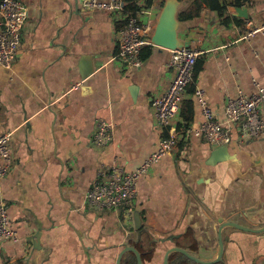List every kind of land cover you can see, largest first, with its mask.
Listing matches in <instances>:
<instances>
[{
  "label": "crops",
  "instance_id": "crops-1",
  "mask_svg": "<svg viewBox=\"0 0 264 264\" xmlns=\"http://www.w3.org/2000/svg\"><path fill=\"white\" fill-rule=\"evenodd\" d=\"M19 1L28 19L17 57L11 69L0 66V135H11L12 156L0 203L19 241L0 242V264H117L127 246L142 264H163L174 247L207 262L218 257L219 235L217 264H264V232L222 226L264 227V136L241 141L232 130L226 158L212 161L219 148L197 131L204 119L194 97L201 90L224 125L227 99L255 93L254 81L264 85V0L228 4L222 17L201 0L138 2L152 35L173 4L178 42L202 52L167 128L158 125L151 101L173 79L171 50L150 44L139 69L120 63L117 33L126 11L84 10L78 0ZM183 13L193 16L180 20ZM186 101L194 103L188 122ZM98 121L112 132L101 147L94 144ZM168 132L176 146L138 181L139 230L134 219L125 222L123 209L100 212L86 204L93 183L114 168L137 170ZM177 263L197 264L175 254L169 264ZM121 264H137L134 253Z\"/></svg>",
  "mask_w": 264,
  "mask_h": 264
},
{
  "label": "built area",
  "instance_id": "built-area-1",
  "mask_svg": "<svg viewBox=\"0 0 264 264\" xmlns=\"http://www.w3.org/2000/svg\"><path fill=\"white\" fill-rule=\"evenodd\" d=\"M84 10H103L123 12L125 0H78ZM28 19L26 5L19 0H0V66L11 69L17 57L21 32ZM152 26L143 22L140 15H127L123 26L118 30V54L116 59L124 66L139 69L142 65L141 51L151 44ZM254 32H250L252 34ZM201 51L192 47L171 50L167 66L173 71V79L166 92L151 101L157 123L167 128L180 113L182 101L188 86L194 80V69ZM255 93L247 96L241 93L229 98L225 105L226 122H218L208 107L203 92L197 89L194 97L198 102L203 122L197 129L211 146L220 148L232 142V130L241 141L259 139L264 136V119L261 115L264 104V85L254 81ZM112 140L110 126L98 121L94 134V144L105 146ZM10 134L0 135V179L6 177L12 165L10 153ZM177 138L168 132L159 141L157 151L153 153L137 170L125 172L114 168L98 179L85 195V202L97 211L123 209L125 222L133 220V204L136 198L138 181L158 161L169 154L176 146ZM18 242L19 237L9 227L7 207L0 203V242Z\"/></svg>",
  "mask_w": 264,
  "mask_h": 264
},
{
  "label": "water",
  "instance_id": "water-1",
  "mask_svg": "<svg viewBox=\"0 0 264 264\" xmlns=\"http://www.w3.org/2000/svg\"><path fill=\"white\" fill-rule=\"evenodd\" d=\"M237 13H239L240 16H245L247 17L246 11L241 10V9H236ZM151 44L162 47L168 50H175L178 48L184 47L180 42H178L176 38V20H175V6L173 4H168L165 6L158 23L155 27L154 33L151 37ZM227 155V146L220 147L219 149H216L213 154H212V161L218 160L216 157H220V160H223L226 158ZM223 158V159H222ZM134 219V225L137 230L140 229V215L138 212H135L133 215ZM222 226L225 227H232L236 230L244 231V232H249V233H262L264 232V227L261 229H250L243 227L241 225L235 224V223H224ZM219 240V253L218 257L213 260V261H207V262H202L200 261L197 257L187 253L185 250L179 248V247H174L166 251L165 256H164V261L163 264H169L170 263V258L171 256H174L175 254H178L180 256H183L187 258L189 261H192L197 264H217L221 261L222 254H223V241L221 239V236L219 235L218 237ZM126 252H132L134 253L136 257L137 264H142L140 254L135 248L131 247H125L124 251L119 255L117 264H121V259L123 255ZM170 254H173L169 256ZM181 264V263H177Z\"/></svg>",
  "mask_w": 264,
  "mask_h": 264
},
{
  "label": "trees",
  "instance_id": "trees-1",
  "mask_svg": "<svg viewBox=\"0 0 264 264\" xmlns=\"http://www.w3.org/2000/svg\"><path fill=\"white\" fill-rule=\"evenodd\" d=\"M140 0H125L124 10L129 15L136 14L139 11L138 2ZM248 0H201L210 10L218 12L219 16L222 17L226 12V7L228 4L235 7H240L243 2ZM191 13H183L180 15V20H188L192 18ZM196 71V67L194 72ZM184 108L188 111V116L183 115V120L188 122L191 120V115L194 109V103L192 101L184 102ZM183 114V113H182Z\"/></svg>",
  "mask_w": 264,
  "mask_h": 264
}]
</instances>
